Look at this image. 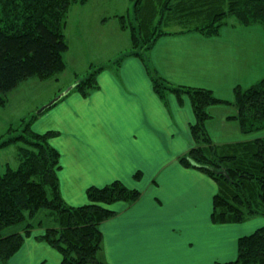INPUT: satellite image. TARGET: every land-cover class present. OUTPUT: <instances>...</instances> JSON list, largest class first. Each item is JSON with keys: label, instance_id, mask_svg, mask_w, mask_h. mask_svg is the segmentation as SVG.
I'll return each mask as SVG.
<instances>
[{"label": "crops", "instance_id": "crops-1", "mask_svg": "<svg viewBox=\"0 0 264 264\" xmlns=\"http://www.w3.org/2000/svg\"><path fill=\"white\" fill-rule=\"evenodd\" d=\"M108 19L98 21L104 24ZM230 27L221 28L216 37H204L197 32L173 33L178 28L172 25L168 30L175 31L155 39L141 57L126 48L99 65L96 89L87 96L73 89L34 125L36 133H57L49 142L60 154V194L67 205L86 204L89 187L114 181L141 193L133 203L111 206L115 215L100 225L101 261L214 264L219 260L217 249L226 251L225 236L246 229L210 222L216 183L179 163L193 147L190 100L172 93L160 98L152 86L153 78H161L170 86L207 89L219 100L232 101L235 87L248 88L263 78L264 34L258 36L254 26ZM207 111L211 118L205 129L213 143L246 139L229 119L235 114L232 106L213 105ZM212 126L217 128L211 131ZM42 233L37 229L25 238L10 264H48L46 253L60 264V255L36 238ZM201 239L212 254L204 255ZM221 258L231 260L230 255Z\"/></svg>", "mask_w": 264, "mask_h": 264}, {"label": "trees", "instance_id": "trees-1", "mask_svg": "<svg viewBox=\"0 0 264 264\" xmlns=\"http://www.w3.org/2000/svg\"><path fill=\"white\" fill-rule=\"evenodd\" d=\"M79 1L86 0H0V102H3L1 95L21 81L34 76L46 78L64 70L67 14L70 6ZM133 1L137 11L141 0ZM147 1L141 19L143 26L155 14L151 15L150 9L154 12V1H158L159 10L165 11V18L175 21L172 25L178 30L162 29L158 34L142 35L141 23L132 24L127 53L138 57L155 39L172 32L216 37L227 26L264 27V0ZM229 17L237 22L228 25ZM119 19L121 28L126 29L125 17ZM101 69L95 68L80 78L74 90L87 96L96 89V75ZM152 86L160 98L172 93L179 98L186 95L190 100L195 117L190 125L193 147L179 158V163L202 172L216 183L210 222L240 224L252 217H264V136H258L264 132V77L248 88L235 87L232 101L219 100L207 89L170 86L161 78H153ZM222 104L234 108L235 114L229 119L246 136L244 141L220 145L213 143L207 134L205 123L211 118L207 108ZM56 135L55 131L33 132L28 121L22 133L0 139V151L20 145L18 166L7 165L0 173V262L9 264L25 238L34 230L43 229L36 238L60 255V264H107L99 259L103 246L100 225L115 215L110 206L117 202L133 203L141 195L140 191L114 181L103 187H89L85 192L86 204L67 205L60 194V154L49 142ZM42 211L52 221L51 227H44L40 219L34 224ZM15 225L22 228L3 234L6 228ZM214 264H264V226L237 239L234 260Z\"/></svg>", "mask_w": 264, "mask_h": 264}, {"label": "rangeland", "instance_id": "rangeland-1", "mask_svg": "<svg viewBox=\"0 0 264 264\" xmlns=\"http://www.w3.org/2000/svg\"><path fill=\"white\" fill-rule=\"evenodd\" d=\"M148 3L147 0H141L138 4L137 11H135V2L133 0H86L85 2L79 1L72 4L67 14L64 31L68 46L63 54V60L65 62L64 70L56 72L46 78H39L37 76L27 78L21 81L13 90L1 95L3 102H0V139L22 133L28 121L30 122V129L35 132L33 130L35 129V124H38L50 110L47 108L38 114L37 111L43 105L47 104L68 87L77 83L80 78L93 69L98 68L99 65L109 63V60H114L124 49L128 48L130 50V27L132 24L139 25L141 23L142 35H144L143 33L146 35L152 32L158 34L162 29H170L172 23H175V21L172 22L170 20L171 17L169 19L165 18V11L159 10L160 5L158 1H154L155 5L152 8L154 12H151L150 9V14H155L149 19L146 26L142 25L141 19L144 16L143 9H145L144 6ZM113 12L125 17L126 29L119 28L121 26L120 19L118 16L117 19L116 17L113 18ZM103 16L109 19L106 23L101 24L98 19ZM226 21L228 25L237 22L233 17L227 18ZM227 27L231 28L230 26ZM254 27L257 28L254 29V32L258 36L264 34L263 26L254 25ZM171 31H175V28H172ZM92 63L94 65H91ZM33 116L34 118L32 119ZM215 126L211 127V131L217 128ZM258 136L263 137L264 132L259 133ZM215 143L220 144L219 141ZM18 146L20 145H10L0 151V173H3L7 165L12 168L18 166ZM205 210V205H202V211ZM44 213L45 211H42L38 214L34 224L40 219L43 221L44 227H51L52 221L47 219ZM249 220L238 224L246 228L245 230H233L230 236H225L227 243L226 251L221 254L218 251L219 249H217L215 256L216 260L219 259L217 262L224 261L221 257L229 255L231 260H234L236 258V242L238 237L251 234L256 229L264 226V221H261L264 220L263 216L252 217ZM21 228V225L11 226L6 228L3 234L14 233ZM200 231L201 234H205L202 226L200 227ZM201 242L203 243L202 239ZM201 250H203L205 256L213 253V249L206 246V242L203 243ZM42 256L43 253L40 256H35L33 260H39ZM43 257L48 259V264H54L55 260L49 253H46ZM0 264L7 263L2 261ZM19 264L25 263L22 262Z\"/></svg>", "mask_w": 264, "mask_h": 264}, {"label": "water", "instance_id": "water-1", "mask_svg": "<svg viewBox=\"0 0 264 264\" xmlns=\"http://www.w3.org/2000/svg\"><path fill=\"white\" fill-rule=\"evenodd\" d=\"M75 85H72L70 87H68L66 90H64L63 92H61L59 95H57L55 98H53L51 101H49L47 104L43 105L38 111L37 113L40 114L43 111H45L47 108H50L51 106H53L54 104H56L60 99H62L63 97H65L73 88Z\"/></svg>", "mask_w": 264, "mask_h": 264}]
</instances>
